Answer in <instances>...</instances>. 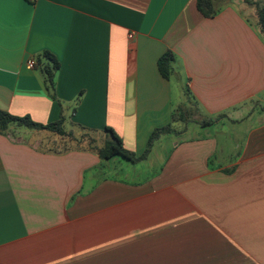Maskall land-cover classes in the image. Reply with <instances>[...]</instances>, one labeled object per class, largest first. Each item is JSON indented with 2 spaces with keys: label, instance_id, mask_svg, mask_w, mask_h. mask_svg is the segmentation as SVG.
Returning a JSON list of instances; mask_svg holds the SVG:
<instances>
[{
  "label": "crops",
  "instance_id": "crops-1",
  "mask_svg": "<svg viewBox=\"0 0 264 264\" xmlns=\"http://www.w3.org/2000/svg\"><path fill=\"white\" fill-rule=\"evenodd\" d=\"M254 23L243 0L210 18L196 0H0L1 109L48 123L57 100L68 108L80 95L71 120L112 128L136 156L185 87L199 117L225 114L194 123V135H161L138 162L42 152L0 134V264H264V39ZM168 50L166 79L157 61ZM44 51L60 64L57 100L26 66Z\"/></svg>",
  "mask_w": 264,
  "mask_h": 264
},
{
  "label": "trees",
  "instance_id": "trees-1",
  "mask_svg": "<svg viewBox=\"0 0 264 264\" xmlns=\"http://www.w3.org/2000/svg\"><path fill=\"white\" fill-rule=\"evenodd\" d=\"M230 1L196 0V8L202 16L210 18L215 16ZM243 1L253 9L255 27L264 39V0ZM175 59V55L169 50L159 57L157 66L164 78L169 79L174 74L173 62ZM43 61L44 63H42ZM33 67L39 70L43 87L49 97L57 100L55 76L60 67L59 61L54 55L44 51L37 56ZM184 95L185 102L173 108L170 122L167 125L155 128L151 132L146 149L139 156L124 147L121 137L112 128L106 126L103 129H96L71 120L80 100V95L72 101L68 108L57 100L61 108L60 116L57 120L48 123H39L27 115H14L0 108V134L21 139L42 152L62 154L68 151H89L95 153L101 160L120 157L129 162H138L146 158L152 144L161 135H179L186 130L188 122L194 121V123L205 127L214 124L225 116L222 113L212 118L192 119L193 110L197 113L199 111L198 102L187 87L184 88Z\"/></svg>",
  "mask_w": 264,
  "mask_h": 264
},
{
  "label": "rangeland",
  "instance_id": "rangeland-1",
  "mask_svg": "<svg viewBox=\"0 0 264 264\" xmlns=\"http://www.w3.org/2000/svg\"><path fill=\"white\" fill-rule=\"evenodd\" d=\"M175 91H176V93H175V95H177L178 96V88H177V86H176V88H175ZM176 102V101H175ZM191 118L192 119H201V117H199V114L197 113V111H195L194 112V110H193V114H192V116H191ZM187 127H188V129H189V131H188V133L189 134H191V135H194L195 134V131H200V130H197V128H196V125L194 124V121H191V122H188L187 123ZM239 130V129H238ZM224 131L225 132H229V133H227V134H232V133H234V131H231L230 130V126H227L226 128H224ZM224 131H222V132H220L219 133V135H218V137L219 138H223L224 139V137H225V132ZM236 132H241V133H243L244 132V130L243 129H241L240 131H236ZM227 142L228 143H230V140H227Z\"/></svg>",
  "mask_w": 264,
  "mask_h": 264
},
{
  "label": "built area",
  "instance_id": "built-area-1",
  "mask_svg": "<svg viewBox=\"0 0 264 264\" xmlns=\"http://www.w3.org/2000/svg\"><path fill=\"white\" fill-rule=\"evenodd\" d=\"M128 37H129V38H132L133 36H132V34H129ZM34 64H35V62H34L33 59H29V60H27V62H26V66H27L28 68H33Z\"/></svg>",
  "mask_w": 264,
  "mask_h": 264
}]
</instances>
